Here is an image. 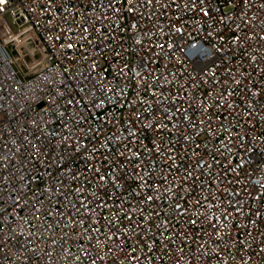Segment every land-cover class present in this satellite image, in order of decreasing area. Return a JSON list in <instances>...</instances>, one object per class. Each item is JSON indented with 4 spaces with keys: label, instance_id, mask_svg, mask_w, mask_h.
<instances>
[{
    "label": "built area",
    "instance_id": "2783aa9c",
    "mask_svg": "<svg viewBox=\"0 0 264 264\" xmlns=\"http://www.w3.org/2000/svg\"><path fill=\"white\" fill-rule=\"evenodd\" d=\"M0 264H264V0L0 2Z\"/></svg>",
    "mask_w": 264,
    "mask_h": 264
},
{
    "label": "rangeland",
    "instance_id": "374dc122",
    "mask_svg": "<svg viewBox=\"0 0 264 264\" xmlns=\"http://www.w3.org/2000/svg\"><path fill=\"white\" fill-rule=\"evenodd\" d=\"M9 23H11V20L8 18Z\"/></svg>",
    "mask_w": 264,
    "mask_h": 264
},
{
    "label": "snow or ice",
    "instance_id": "6c2138e0",
    "mask_svg": "<svg viewBox=\"0 0 264 264\" xmlns=\"http://www.w3.org/2000/svg\"><path fill=\"white\" fill-rule=\"evenodd\" d=\"M0 2H3V0H0Z\"/></svg>",
    "mask_w": 264,
    "mask_h": 264
}]
</instances>
